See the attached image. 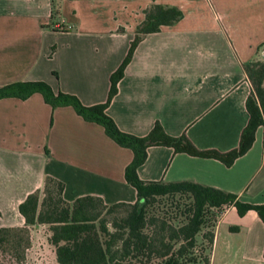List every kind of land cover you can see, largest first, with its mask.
Listing matches in <instances>:
<instances>
[{"label":"crops","instance_id":"0c3cea01","mask_svg":"<svg viewBox=\"0 0 264 264\" xmlns=\"http://www.w3.org/2000/svg\"><path fill=\"white\" fill-rule=\"evenodd\" d=\"M154 4L175 7L181 17L141 35L105 113L128 134L146 135L158 123L199 150H231L247 121L250 84L242 66L264 58V0H0V86L41 80L83 105L104 102L109 75ZM131 157L70 106L51 108L37 92L0 98V225L23 224L17 206L45 175L63 183L66 201L91 195L105 204L134 202L124 179ZM136 174L144 181H192L264 204V123L228 166L152 145ZM263 250L256 213L226 208L209 264H264Z\"/></svg>","mask_w":264,"mask_h":264},{"label":"trees","instance_id":"16d2710c","mask_svg":"<svg viewBox=\"0 0 264 264\" xmlns=\"http://www.w3.org/2000/svg\"><path fill=\"white\" fill-rule=\"evenodd\" d=\"M181 17L175 7L154 4L144 18L118 67L109 75L104 102L83 105L76 96L54 92L41 80L15 81L0 86V98L25 99L39 93L51 108L70 106L82 119L99 124L107 137L130 149L131 160L124 167V179L135 190L132 203L105 204L97 196L84 195L66 201L63 183L45 175L40 189L28 193L18 204L21 225H0V250L21 261L30 245L33 227H46V240L52 247L53 264H209L216 221L229 206L242 216L254 211L264 224V204L240 201L235 194L192 181H144L136 169L152 145L168 146L175 152L214 158L225 165L245 153L256 128L264 123V58L243 64L250 84L245 99L247 121L237 145L226 152L199 150L182 134L170 136L158 123L146 135L120 131L105 113L116 92V83L141 35L157 31ZM264 254V250H263Z\"/></svg>","mask_w":264,"mask_h":264},{"label":"rangeland","instance_id":"374dc122","mask_svg":"<svg viewBox=\"0 0 264 264\" xmlns=\"http://www.w3.org/2000/svg\"><path fill=\"white\" fill-rule=\"evenodd\" d=\"M225 220H230L226 217ZM226 227L221 225L220 232L226 233ZM46 227L38 225L30 233V245L25 249L21 261H16L8 252L0 250V264H53L54 256L52 247L46 240Z\"/></svg>","mask_w":264,"mask_h":264}]
</instances>
